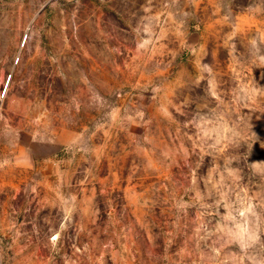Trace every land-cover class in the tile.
Masks as SVG:
<instances>
[{
  "label": "rangeland",
  "instance_id": "1",
  "mask_svg": "<svg viewBox=\"0 0 264 264\" xmlns=\"http://www.w3.org/2000/svg\"><path fill=\"white\" fill-rule=\"evenodd\" d=\"M0 264H264V0H0Z\"/></svg>",
  "mask_w": 264,
  "mask_h": 264
}]
</instances>
